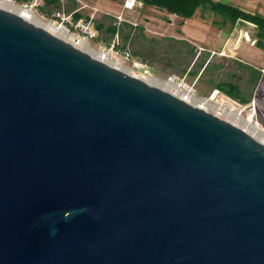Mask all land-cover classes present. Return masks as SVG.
Masks as SVG:
<instances>
[{
	"label": "water",
	"instance_id": "water-1",
	"mask_svg": "<svg viewBox=\"0 0 264 264\" xmlns=\"http://www.w3.org/2000/svg\"><path fill=\"white\" fill-rule=\"evenodd\" d=\"M0 264H264V143L0 7Z\"/></svg>",
	"mask_w": 264,
	"mask_h": 264
},
{
	"label": "rangeland",
	"instance_id": "rangeland-1",
	"mask_svg": "<svg viewBox=\"0 0 264 264\" xmlns=\"http://www.w3.org/2000/svg\"><path fill=\"white\" fill-rule=\"evenodd\" d=\"M12 1L33 10L42 19L53 24L59 21L54 16L57 12L65 16L71 15L72 21L76 20V14L81 15L83 19L93 16L99 34L94 41L96 43L111 39L110 31L105 30L103 25L107 26L112 22V15L120 12L123 2V0H64L63 3L61 0L55 2L32 0L26 6L15 0ZM132 17L138 18L140 29L131 40V50L151 66L154 73L161 76L170 74L179 76L193 85L201 96L211 94L218 85L230 83L237 85L242 96L240 98L231 96L237 103H231L230 106L234 107H227L225 112L250 118L264 130V73L260 70L264 69V65L260 61L251 60V65L245 67L239 62L234 64L233 59L229 57L242 40H245L243 37L238 42L241 32L248 31L253 38L257 33L255 26L242 21L233 25L220 15L199 11L191 20L204 24V28L210 30L212 35L219 39L220 45H214L216 53L213 54L212 50H206L207 45L191 42L181 32L184 21L172 13L144 5ZM99 24L101 27L98 26ZM129 34L130 27L126 25L121 33L120 42H125ZM201 47L205 48L201 49ZM207 59H211V63L202 72L201 62Z\"/></svg>",
	"mask_w": 264,
	"mask_h": 264
},
{
	"label": "built area",
	"instance_id": "built-area-1",
	"mask_svg": "<svg viewBox=\"0 0 264 264\" xmlns=\"http://www.w3.org/2000/svg\"><path fill=\"white\" fill-rule=\"evenodd\" d=\"M61 1L64 3V0ZM27 5L28 4H26V6ZM142 7H144L142 0H123L120 12L112 15L115 32L109 41L102 43L94 42L99 34L95 27L93 16L89 19L80 18L72 21L70 19L71 15L65 16L57 12L54 16L59 21L55 24L63 27L67 32L73 35L74 45L80 43L86 44L91 50L97 53L100 59L115 63L116 65L125 66L133 75L162 85L169 92L179 96L187 102L192 103L193 100L205 99L207 103L216 105L219 113H223L227 107H234L230 105L231 103H237V101L220 89H215L207 96H201L197 93L194 86L190 85L185 79L172 74L161 76L154 73L151 66L143 62L133 53L130 44L137 31L140 29V24L138 18L132 16L138 13ZM174 15L177 16L176 14ZM126 25L130 27V34L126 41L121 43V33ZM148 28L149 27H147V29ZM250 42L255 44L254 40Z\"/></svg>",
	"mask_w": 264,
	"mask_h": 264
},
{
	"label": "trees",
	"instance_id": "trees-1",
	"mask_svg": "<svg viewBox=\"0 0 264 264\" xmlns=\"http://www.w3.org/2000/svg\"><path fill=\"white\" fill-rule=\"evenodd\" d=\"M22 4H27L32 0H15ZM57 0H50L46 2H55ZM147 7L156 8L159 10H165L168 13L176 14L182 21L186 19H192L197 15L199 11H209L215 15L229 20L233 25L239 21L251 22L257 28V44L264 47V16L258 13L253 14L247 12L237 6L230 3H225L215 0H142ZM76 20L81 18V15L76 14ZM101 27V25H98ZM112 32L115 28H110ZM216 89L224 90L230 96L240 98L239 87L235 84H222L216 86Z\"/></svg>",
	"mask_w": 264,
	"mask_h": 264
},
{
	"label": "crops",
	"instance_id": "crops-1",
	"mask_svg": "<svg viewBox=\"0 0 264 264\" xmlns=\"http://www.w3.org/2000/svg\"><path fill=\"white\" fill-rule=\"evenodd\" d=\"M215 1H221V2H225V3H230L234 6H237L247 12L253 13V14H260L264 16V0H215ZM122 6V5H121ZM115 14V13H114ZM179 17V16H177ZM112 22L110 24H108L107 26L103 25L105 30H109L110 31V35H113L112 30L110 29L111 27H114L113 24V18ZM238 23V22H237ZM245 23H251V22H247L245 21ZM253 24V23H252ZM206 27H208L206 25ZM181 32L186 35V37L194 43H203L205 45H207L208 47L206 48V50H212L213 54L216 53L215 50V46L220 45L219 39H217L216 37H214L212 35V33L210 32V30L204 28V24L200 23V22H194L191 19H186L184 21V24L181 26ZM215 35V33H213ZM251 40L255 41V44L249 43L250 41L242 40L241 44L239 45L238 48L235 49L234 53L232 55H230L229 57L232 58L233 63L237 64L239 62L240 65L242 66H247V65H251V60L252 61H260V63H262L264 65V47L263 46H259L257 44V33L255 36H253V38L251 37ZM251 47H253L254 49L252 50ZM205 48V47H204ZM203 47H201V49H204ZM213 48V49H212ZM200 53V52H199ZM237 54V56H236ZM213 57V56H212ZM211 63V59H207V61H203L201 62V68H202V72H204L208 66ZM263 73H264V69H260ZM236 74V72H235ZM242 96V94H240Z\"/></svg>",
	"mask_w": 264,
	"mask_h": 264
},
{
	"label": "bare ground",
	"instance_id": "bare-ground-1",
	"mask_svg": "<svg viewBox=\"0 0 264 264\" xmlns=\"http://www.w3.org/2000/svg\"><path fill=\"white\" fill-rule=\"evenodd\" d=\"M0 7L5 8L9 11H12L16 14H19L23 17H25L26 19L30 20L31 22L37 24L38 26L42 27L43 29L49 31L50 33L62 38L63 40H65L68 43L71 44H75L74 40H73V35L70 34L69 32H67L65 29H63L62 27L55 25L53 23H50L48 21H45L44 19H42L39 15H37V13H35L33 10L28 9L20 4L15 3L12 0H0ZM78 48H80L81 50H83L84 52L88 53L89 55L100 59L99 56L97 55L96 52H94L93 50H91L86 44H77L76 45ZM102 60V59H100ZM104 61V60H103ZM107 64H109L112 67H115L117 69H120L126 73L132 74L133 73L125 66H121V65H116L115 63H111V62H107L104 61ZM143 79V78H142ZM145 81H147L148 83L158 86L162 89L167 90L164 86L156 84L154 82H151L147 79H144ZM168 91V90H167ZM193 104L231 122L232 124L238 126L239 128H241L242 130H244L245 132L249 133L250 135H252L253 137L257 138L259 141L264 143V130H262L260 128L259 125L255 124L250 118H243L237 115H234L230 112H224L223 113H219L218 112V107L209 104L206 102L205 99L202 100H193L192 101Z\"/></svg>",
	"mask_w": 264,
	"mask_h": 264
}]
</instances>
